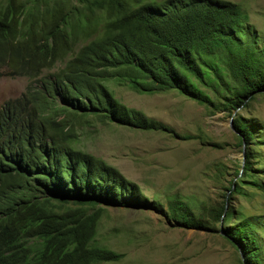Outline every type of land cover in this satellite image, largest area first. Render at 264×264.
<instances>
[{
  "label": "trees",
  "instance_id": "obj_1",
  "mask_svg": "<svg viewBox=\"0 0 264 264\" xmlns=\"http://www.w3.org/2000/svg\"><path fill=\"white\" fill-rule=\"evenodd\" d=\"M78 1L107 19L74 49L80 24L62 16L67 0H0V75L28 78L21 94L0 105V264L118 261L123 253L94 241L99 205H151L175 225L208 227L178 200L165 210L146 202L115 167L72 145L74 121L89 114L138 130H170L119 103L107 80H124L134 91L175 89L212 111L264 92V46L235 2ZM232 121L238 144L252 139L250 123ZM245 158L229 189L248 198L240 184L256 182L243 180L250 177ZM223 208L213 216L223 215L221 235L239 250L240 264H264L259 217L235 220Z\"/></svg>",
  "mask_w": 264,
  "mask_h": 264
},
{
  "label": "rangeland",
  "instance_id": "obj_2",
  "mask_svg": "<svg viewBox=\"0 0 264 264\" xmlns=\"http://www.w3.org/2000/svg\"><path fill=\"white\" fill-rule=\"evenodd\" d=\"M67 1L62 16L69 24H80L71 39L76 49L93 38V30L102 28L107 14L97 8L90 14L78 0ZM229 1L246 13L256 45L264 46V0ZM57 22L70 33L68 23ZM27 83L25 76L0 75V105L21 94ZM105 84L119 103L170 130H138L89 114L74 121L72 145L115 167L139 187L146 202L159 203L165 210L169 200H178L195 214L201 213L208 227L175 225L151 205H99L102 211L94 241L123 253V257L93 264H240L239 250L221 235L223 215L213 216L220 206L223 211L232 209L235 220L259 217L264 253V92L254 94L238 108L212 111L175 89L134 91L118 79ZM200 88L212 96L208 89ZM235 116L252 125V139L246 143L238 144L232 126ZM245 153L250 177L243 180L257 184H240L248 198L229 189L230 183H236Z\"/></svg>",
  "mask_w": 264,
  "mask_h": 264
},
{
  "label": "water",
  "instance_id": "obj_3",
  "mask_svg": "<svg viewBox=\"0 0 264 264\" xmlns=\"http://www.w3.org/2000/svg\"><path fill=\"white\" fill-rule=\"evenodd\" d=\"M242 152V151H241ZM242 166V165H241Z\"/></svg>",
  "mask_w": 264,
  "mask_h": 264
}]
</instances>
